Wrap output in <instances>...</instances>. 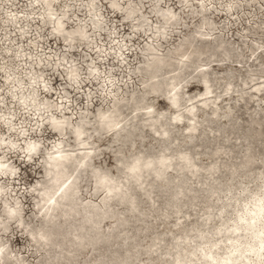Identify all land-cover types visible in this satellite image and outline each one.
<instances>
[{"label":"rangeland","instance_id":"374dc122","mask_svg":"<svg viewBox=\"0 0 264 264\" xmlns=\"http://www.w3.org/2000/svg\"><path fill=\"white\" fill-rule=\"evenodd\" d=\"M113 1L0 0V168L13 176L0 180L4 189L0 191V222L8 226L6 232H0L2 251L19 264H52V256L63 244L73 252L63 253L76 258L68 262L63 255L59 264H108V255L114 250L123 252L121 256L131 251L134 239L136 255L131 264H174L172 254L182 252H169L173 241L186 234L194 237L207 232L216 242L217 257L222 259L228 252L226 241L239 237L238 242L247 243L248 237L241 235L246 232L237 236L226 230L220 240L211 234L222 224L233 225L248 197L264 194V91L256 92L264 85V0ZM46 3L51 4L50 11L44 9ZM89 3L95 7L91 13ZM129 10L134 11L130 18ZM166 11L175 16V25L161 23L160 13ZM58 22L62 24L60 33L55 31ZM77 27L83 30V37L73 35L72 40L65 41ZM187 45H191V51L200 49L204 53L182 59ZM180 47L182 51L177 53ZM153 61L160 64L152 68ZM203 75L209 81V96L203 95ZM175 83L178 96L186 100L180 98V104L178 99L179 105L171 111L166 99ZM110 100L118 101L111 115L116 120L120 116L128 135L119 143L114 141L112 129L96 132L98 111L106 113ZM190 108L192 115L188 113ZM173 114L180 119L174 120ZM52 121L62 125L61 136L51 130ZM192 124L196 129L190 132ZM78 125L84 132L81 145L72 132ZM191 134L193 140L188 137ZM122 140L129 146L123 153H116ZM28 146L35 154L24 160ZM137 151L150 158L153 169L160 156L168 158L174 168L166 169L158 180L152 176L153 171L147 177L158 182L152 188L151 196L158 203L152 204L153 208L138 190H134L140 206L137 213H129L127 206L109 200L119 216L128 217L124 231L132 238L129 235L126 243L121 239L122 228L113 230L116 241L97 244V252L88 246L75 249L73 234L79 218L57 213L54 222H43L36 214L43 203L39 191L48 180L50 168L46 164L55 155L76 160L68 164L70 175L78 160L90 154L92 161L78 180L74 202L100 207L104 193L93 190L91 170L105 169L114 176L121 167L116 160H126ZM187 153L195 156L198 170L183 175L185 181L181 183L187 194L179 197L181 208L176 215L168 206L174 190L158 189L163 180L180 176L182 155ZM249 153L255 159L245 165ZM215 163L216 172L211 175L207 168ZM210 190L215 191L210 194ZM14 208L20 210L26 231L43 228L51 232L56 226L53 243L40 246L35 243L36 234L35 241H29L21 229L14 228L5 218ZM220 209L224 210L219 218ZM261 211L255 210L253 216ZM111 226L112 222L105 219L100 230L107 232ZM153 241H158L157 250L147 255ZM181 245L183 249L184 243ZM246 248L248 245H242V258L236 264L255 263ZM183 259L181 264H209L204 260L187 261L186 256ZM232 260L231 256L224 264Z\"/></svg>","mask_w":264,"mask_h":264},{"label":"bare ground","instance_id":"6f19581e","mask_svg":"<svg viewBox=\"0 0 264 264\" xmlns=\"http://www.w3.org/2000/svg\"><path fill=\"white\" fill-rule=\"evenodd\" d=\"M112 2H114V1L111 0L110 3L112 4ZM50 8H51L50 3H46L44 5V9L46 11H50ZM87 8H88V12L91 13L92 11H94L95 7L89 3L87 5ZM129 11L130 12L127 13L128 18L132 17V15L134 13L133 10H129ZM139 19L141 20L142 18H139ZM160 19H161V23H163L164 26H170V25L172 26V25H175V23H176L175 16L170 14L167 11L160 13ZM140 23H142V22H140ZM95 28L100 29V26L98 24H95ZM61 30H62V24L60 22L56 23L55 31L57 33H60ZM83 33H84L83 30L80 27H77L72 32L68 33V36H66L64 38V40L65 41L72 40L73 35H77V36L82 38L84 35ZM181 51H182V47H180L176 52L179 53ZM202 53H204V51H200V49L197 51L196 50L191 51V45H187V48L181 57H182V59H185L189 55H196L197 57H200L202 55ZM180 62H183V60H180ZM159 64L160 63L158 61H153L152 64L150 65V67L152 66V68H155V66H157ZM200 83L204 87L203 95L209 96L211 93V89L208 86L209 81H207V79L204 77V75L201 76ZM176 85L177 84L175 83L174 87L169 92V96L166 99L168 107L171 109V111H173V109L179 105L178 99L182 98V96L181 97L178 96L179 93L176 91V87H177ZM229 90H230V87H228L225 92H228ZM262 91H264V85H262V87H259L256 89V92H258V93L262 92ZM184 100H186V99L184 98ZM189 101L190 100H187L186 102H189ZM117 102L118 101H116V100H112L110 107L106 113H99V111H98L99 117H98V120L96 122V124H97L96 132L98 131V134H99L101 132H105V131L112 129V136H113V138H115L114 141L116 143H119L122 138H126V137H128V135L125 132V128L122 127L123 121L119 120L120 116H118L117 120H116L111 115L114 113V110H116L115 106H116ZM180 104H181V99H180ZM188 113H190V115L193 114L192 108L189 109ZM173 119L178 121L180 119V116H178L177 114L176 115L173 114ZM49 125H50L51 130L54 133H57L60 136L62 135L61 132L63 131V127L60 123L52 121L49 123ZM193 128H194V126L192 124L189 126L188 129L190 132H193V131H191V129H193ZM72 132L75 135V138L78 141V143L81 145L83 141H81L80 137L84 133L83 127L80 125L73 126ZM188 137H189V139L193 140L192 134L188 135ZM130 143H132V141L129 142V144ZM128 146H129L128 144L124 146L123 140H122L121 144H119L117 149H116V153H120V152L123 153V149L126 147L128 148ZM7 147L9 148V146H7ZM26 152L27 153L24 156V160H29L30 157L33 154H35L32 151V148L30 146L26 147ZM56 154H58V151L56 152ZM55 156L52 157L49 161H47V164H46V166H48L50 168L48 171V174H47L48 180L46 182L45 187L39 191L40 196H41L40 200L43 203L40 204V206L38 207L36 214L38 216H40V219L41 218L43 219L42 220L43 222H51V221L54 222L56 220L55 216L57 213H60L62 217L74 216V217L79 218L80 224L77 228H75L74 234H73L74 248L80 249V248H84L85 246H88L95 252L98 251V250L96 251V248H95V246L97 244H103V243L108 244L109 242H114V240L116 241L117 236L115 235L113 230L116 231V230L123 228L121 239L123 241H125V243H126L127 239L132 238V234L130 235L128 232L124 231V227L129 222L128 217L126 219V217L122 218L121 216H119V214L117 212H115V210L112 207L109 206V200L113 199V200H116L119 205L127 206V210L126 209L125 210L128 211L129 213H132V214L137 213V212H139L140 206H139V202L137 201V198L134 195V190H138V191H140V193L144 197L146 203H148V205L150 204L151 208H153L154 207L153 205L157 201V200H155V197L151 196L152 188L155 185L154 182L156 184L158 183L157 180L159 177L157 178L156 175L162 169H165V170L166 169H172V167H173L172 162L168 158L166 159L165 156H160L157 158L156 168L153 169L151 167V164L148 162L150 160V158H148L144 155H141L138 152L134 155L127 156V158L128 157L129 158L126 160L117 159L116 160L117 165H118V167L119 166H121V167H119V172L114 176L111 175L110 172H108L105 169H101V168L92 169L91 170V179L93 180V183H94L93 190L95 192H100V191L103 192L104 197L100 203V207H97V205L86 206V205L78 204L77 202L75 203L74 201L77 200L78 180L80 179L84 170L86 168L90 167L92 157H89L90 154L83 155L78 160V162L76 163L71 174L68 175L69 174L68 172L70 169L68 167V164L75 163L76 160L73 159V157H70L69 155L68 156H66V155H61V156L55 155ZM182 156L184 159V167H182V168H184L185 170L184 169L182 170V168L179 169L178 172H179L180 176H177V178H174L173 180L167 179V181H166V179H165V182L163 180L161 182L162 184H160L159 189H158L159 192H166L170 189L174 190V193L172 194L173 196H172V198H170L171 200L168 203V206L173 210L174 214H176V215H177V213H179L178 209L181 208V207L179 208V203H178L179 200L178 199L180 196H182L183 194H185L187 192L186 189L183 188L182 183H181L182 181H185V178L183 177V175L185 174V172H189L190 168H193V165L195 163V161H194L195 156L192 155L191 153H187V154H184ZM262 156H264V155H261V157ZM88 158H90V161L88 160ZM253 158H254L253 153H249L245 159L244 164L246 165L248 163H251ZM61 159H70V161L66 164L58 166L59 167L58 168L57 163ZM86 162H87V164H86ZM140 166H142V168H144L143 171H141L139 169ZM216 166H217L216 163L213 167L208 166L210 168H207V171H209V173L211 175H213L216 172ZM135 167L138 169L137 172L134 171ZM80 168L82 170H80V172L78 173V170ZM241 168H242V166H241ZM152 171H153V173H152ZM77 173H78V176L75 177ZM151 173H152V176L154 178H157V180L154 178L147 179V177ZM191 173H193V172H191ZM10 178H13L12 174H10L9 171H4L3 169L0 168V180H3V179L9 180ZM229 189H231V188H229ZM3 190H4L3 188H0V191H3ZM114 191L117 193L115 197L111 196V194ZM214 191L215 190H210V194L214 193ZM225 191H227V190H225ZM259 191H260V189L258 190V192ZM226 198L229 199L230 197L228 195H226ZM191 201H194V200H191ZM5 203L6 202H4V204ZM244 203L245 204L242 207L240 213H238L236 215V217L234 219L235 223L233 225L227 226V225L222 224L223 227L218 228L211 235L216 236V239L220 240L221 238L219 236L221 235L222 232H225L226 230L227 231L232 230L233 234H235L237 236L239 235L240 232H242V233L246 232V234H241V235H242V237L247 236L249 239V242H247V243L238 242L239 237H235L233 240H230V241L225 240L227 242L226 243V249L228 252H227L226 257L220 259L217 257L216 251H214V248H216V242H212L208 238L207 232L198 233L197 235L193 234V235H195L194 236L195 238L192 236L190 237L189 234L187 235L185 233L186 235H183L180 239H178V241H173L174 243L168 249L169 252H172L173 250L178 251V252H182V253H180L182 255L179 254L178 256H176V254L175 255L172 254L174 264H181L179 261L181 260L182 257L184 258L183 260H185V256L189 258V260H187V261H190V260L193 261L195 259L198 261L204 260V263L207 262L209 264H224V262L227 259H229V257L232 256L233 260L230 264H236L235 261H238L240 258H242V254H241L242 245H248V248H246V251H248L249 254H251V256H253V258L255 259L254 264H264V260L262 259V256H264V251H263L264 250V194L261 193V195H259V196L252 195V196L248 197ZM63 204H65L64 205L65 208H64V206H61ZM53 205H55V206H53ZM78 206H80V208H78ZM1 207H3V206L1 205ZM233 208H235V207H233ZM207 209H209V208H207ZM210 209H212V208H210ZM259 209H262V211L259 213L258 216L254 217L253 216V214L255 213L254 211L259 210ZM223 210L220 209L218 211L219 214H217V216L219 218H220V216H222ZM83 211L85 213H83ZM164 212H167V211H164ZM258 212L259 211H257V213ZM249 213H252V214H249ZM235 214H236V212H235ZM165 215H166V213L162 214V216H165ZM5 216H6L5 218L9 219V221H11V223L14 225V228L21 229L22 233L26 235V237L28 238L29 241H35L33 235L36 234L37 238H36L35 243L39 242L38 244L40 246H48L49 242L53 243L52 237L55 233H57V227L56 226H55V230L53 228L51 232H49L48 230H45L43 228H39L36 232H34L32 230H29V231L27 230L28 231V233H27L26 229H24L21 225L22 221L20 218V210L19 209L14 208V210H12V211L8 210L6 212ZM233 216H235V215H233ZM146 218L148 219V216H146ZM105 219L110 220L112 222V226L109 228L110 231L108 230L107 232L103 233V232H101L100 228H101L102 221ZM207 219H209V217H207ZM224 219H226L225 216H224ZM247 219H249L250 222H248ZM144 220H145V218H144ZM153 220H154V218H153ZM222 220H223V217H222ZM218 222H220V221H218ZM247 223H249V224H247ZM113 225H115V226H113ZM7 227L8 226L5 225L3 222H0V232H6L4 229H7ZM216 228H217V226H216ZM129 235L131 236V238H129ZM223 235H225V234H223ZM156 236L157 235H155V237ZM158 238L160 239V237H158ZM222 238H223V236H222ZM160 240H162V239H160ZM136 241L137 240L133 239V247H132L131 251L129 250V252H127V254H125V255L121 256V254L123 252L121 254H119L120 252L118 253L115 250H114V252L111 251L112 252L111 256L108 255L109 256L108 258L110 259L108 264H131V262L135 259V255H136V251H135V248L137 246ZM128 242H130V240ZM182 243H184V245H185L183 249H182V245H181ZM122 244L124 245V243H122ZM179 244H180V247H177V249H178L177 250L176 246H178ZM157 245H158V241L157 242L153 241L151 244H149L147 249H146V254L149 255V253H151V252H156ZM130 248H131V246H130ZM2 250H3V245H0V264H6V262H12L14 264L20 263L19 260H17V259H11L9 257L10 256L9 253H7V252H6V254L2 253ZM64 250L66 251L67 254L73 253V252H70V250L64 248L63 244L60 245V251L56 252V254L52 256V259H51L52 264H59L60 260L63 258V255H66L65 253H63ZM124 250H126V249H124ZM117 251H118V249H117ZM139 253H140V251H139ZM186 253H189V255L188 256L185 255ZM236 253H237V255L234 256L233 254H236ZM99 254H101V253H99ZM3 255L5 257L6 256H8V257L4 258ZM147 255H146V257H147ZM66 257H67V255H66ZM3 258H4V260H3ZM75 258H76V255H73L71 257H67V259L64 261L69 262L72 259L75 260ZM106 259H107V257H106ZM211 260H214V261L212 262ZM102 262L104 263V261H102ZM190 263L191 262H189V263L186 262V263H182V264H190ZM238 264H240V263H238ZM245 264H251V262H249V263L245 262Z\"/></svg>","mask_w":264,"mask_h":264},{"label":"water","instance_id":"95a60500","mask_svg":"<svg viewBox=\"0 0 264 264\" xmlns=\"http://www.w3.org/2000/svg\"><path fill=\"white\" fill-rule=\"evenodd\" d=\"M188 59H190V57L188 58ZM158 81V80H157ZM196 128L194 127L193 129H191V131H194ZM70 161V159H61V160H59L58 161V163H57V167L58 166H60V165H63V164H66V163H68ZM88 162V161H87ZM87 162H86V164H87ZM194 166H196V165H193V168H190V172H194V171H196V170H198V168L197 169H195L196 167H194ZM59 168V167H58ZM174 168V167H173ZM135 170V172H137L138 171V169L135 167L134 168ZM141 171H143L144 170V168H142V166H140V168H139ZM184 168H182V170H183ZM80 170H82L81 168L78 170V173L80 172ZM185 170V169H184ZM165 171V169H162L161 171H159V173L156 175L157 177H159V176H162L163 175V172ZM78 173L76 174V176L75 177H77L78 176ZM116 192L114 191L112 194H111V196H113V197H115L116 196ZM53 206H55V205H53ZM14 214V213H13ZM2 253H4L3 251H2Z\"/></svg>","mask_w":264,"mask_h":264}]
</instances>
